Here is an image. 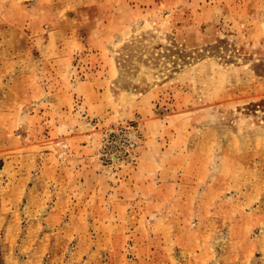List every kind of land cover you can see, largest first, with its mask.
<instances>
[{
    "label": "rangeland",
    "instance_id": "obj_1",
    "mask_svg": "<svg viewBox=\"0 0 264 264\" xmlns=\"http://www.w3.org/2000/svg\"><path fill=\"white\" fill-rule=\"evenodd\" d=\"M0 264H264V0H0Z\"/></svg>",
    "mask_w": 264,
    "mask_h": 264
},
{
    "label": "crops",
    "instance_id": "obj_2",
    "mask_svg": "<svg viewBox=\"0 0 264 264\" xmlns=\"http://www.w3.org/2000/svg\"><path fill=\"white\" fill-rule=\"evenodd\" d=\"M158 167H159L158 164H157V166L155 164V167L153 168V170L151 171V173H147L146 176H145V173L139 172V169H138L137 171L133 172V176H137L138 177V180L140 179L139 181L141 183L148 178V176H149L148 174H155L154 177L156 178L157 181L164 180V176L165 177L166 176L169 177V173L167 172V170H166V168L164 166H161L162 169H159ZM138 180L135 179V178L133 179L132 178V175L127 179L126 185L128 186L127 187V190L130 193V195L133 194L134 192H136L138 189H140V187L138 185L139 184V181ZM158 186L159 185H156L155 188H157Z\"/></svg>",
    "mask_w": 264,
    "mask_h": 264
}]
</instances>
